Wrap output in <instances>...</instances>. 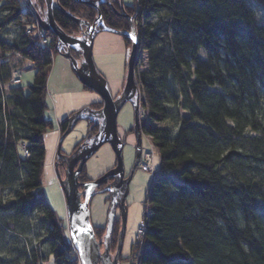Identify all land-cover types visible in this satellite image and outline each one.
Segmentation results:
<instances>
[{
    "label": "trees",
    "instance_id": "obj_1",
    "mask_svg": "<svg viewBox=\"0 0 264 264\" xmlns=\"http://www.w3.org/2000/svg\"><path fill=\"white\" fill-rule=\"evenodd\" d=\"M59 2L90 23L97 16ZM100 12L108 28L130 31L127 18ZM125 12L135 15L136 65H146L135 67L142 130L159 157L137 264H264V0H134ZM54 18L78 35L77 24ZM32 21L19 0H0V264H79L42 190L55 50L26 33ZM27 65L25 92L10 76Z\"/></svg>",
    "mask_w": 264,
    "mask_h": 264
},
{
    "label": "water",
    "instance_id": "obj_2",
    "mask_svg": "<svg viewBox=\"0 0 264 264\" xmlns=\"http://www.w3.org/2000/svg\"><path fill=\"white\" fill-rule=\"evenodd\" d=\"M93 8L97 16L92 24L88 25L86 22L76 20L63 9L59 8L60 12L74 20L80 29L78 36L68 35L63 32L55 23L53 18V4L58 5L55 0H44L46 7V16L44 20L39 19L40 28L44 31L52 32L57 37L56 48L61 52L62 47L67 50L64 57L69 59L71 67L75 72L79 82L87 87L93 93L97 94L102 102L100 110L91 111L89 108L79 110L67 118V128L60 138L57 151L58 158L66 160V169L64 171V178L61 179L60 173L57 169L56 174L59 184L65 199L66 217L65 221L70 228L69 241L75 250L79 264H119L122 253L125 223H126V206L125 199L128 195V186L132 179L133 173L136 170L141 156V132L139 130V87L135 75V64L137 55V36L132 19L128 18L122 10L115 9L107 0H76ZM109 6L115 14L125 16L130 22V31L121 32L116 31L105 26L101 17L100 6ZM83 26L86 30H83ZM109 32L119 35L131 40V48L128 53L126 62L127 73L125 84L122 93L113 98L111 90L106 81L101 77L99 71L94 65L92 58L93 41L95 36L100 32ZM87 36V38H85ZM70 49L81 52V61L78 62L70 55ZM136 101L133 103V101ZM127 103H133L134 106V126H135V161L129 176L124 179L123 169V147L124 143L121 141L117 132V115L119 110ZM88 112V116L83 115V112ZM91 119L97 125V132L88 143L85 141L71 157L63 156L60 153V144L64 138L72 132L74 127L80 121ZM108 144L116 157V165L95 181H90L82 184L83 186V200L81 192L79 191L78 176L84 168L87 161L92 158L94 154L104 145ZM82 149V151H80ZM78 163L77 170L74 171V166ZM57 168V164L55 166ZM112 180L111 182H109ZM103 190L98 193H107L109 195V211L106 219L105 232L101 241H98L94 228L90 223L89 203L94 197L95 189L104 185ZM119 207L122 211L121 226L118 232L117 245L115 252L112 254L111 249V234L114 226L115 210ZM102 247V248H101Z\"/></svg>",
    "mask_w": 264,
    "mask_h": 264
},
{
    "label": "rangeland",
    "instance_id": "obj_3",
    "mask_svg": "<svg viewBox=\"0 0 264 264\" xmlns=\"http://www.w3.org/2000/svg\"><path fill=\"white\" fill-rule=\"evenodd\" d=\"M107 1H113V0H107ZM123 1L126 5H130L133 4L134 0H123ZM42 6H44V3ZM34 28L35 31L32 32L30 35L32 36L33 34H36V36L34 37L36 38L35 40L37 41L38 44V41H41V38L39 37L40 34L38 33L39 31H41V28L38 25H34ZM130 48L131 46H129L128 49L130 50ZM92 53H93V61L97 70L99 71L100 74H102V76L107 80V82L111 81L110 83H108V85L111 91L114 90L115 85L113 84V82L117 81L120 77H124L126 72L127 52L123 37L116 35L114 33H109L104 31L98 33L94 39ZM144 59L146 60V56H144L143 60ZM55 60H57L56 57ZM55 60H53V62H55ZM54 65L55 63H53V66ZM52 70H50L47 79V95H48L47 101L49 102V108L46 111V117L54 121L55 127L45 137L46 163L44 165V174L42 178V190L45 199L50 205V207L56 212V214L60 218L65 219L66 217L65 199L56 174L57 168L54 166L56 162V157L58 156V151L55 152L56 145L58 147L60 138L63 135L62 131H60L59 129V126H57V117L59 118V121L63 119V116L60 113L62 107L69 104L71 97L77 98L78 91L77 92L73 91L74 94L73 96L71 94H70L71 96H68V93H64V95L70 98L67 99L62 98L60 92L58 91L59 90V88L57 87L58 85L56 84L54 85V87L50 86L49 80L54 75ZM70 70H67L66 72L69 73ZM32 78H33V70L28 65L24 66L21 75V86L24 88L25 92L28 91V87L32 83ZM64 85L66 86L65 83ZM49 88H54V89L50 90ZM57 88L58 90H56ZM49 91L51 92V95L56 102L55 105H53V103H50V99L52 97H50ZM83 93H86V90L83 91ZM93 96L97 97L95 93H93ZM52 100L53 99H51V101ZM81 109L82 107L80 109L71 112L70 114L78 112ZM56 110L57 111L59 110L60 116L57 115ZM140 115H141V111L139 113V118ZM143 120L144 119L141 116L142 123ZM84 125H85L84 122H79L76 125L74 131L71 132L70 136H68L66 140L64 138V140L61 142L60 153L62 155L69 151H72V149L76 147L73 144L77 142L79 139L81 140L83 139L84 135L82 136V134L84 131V127H83ZM133 125H134V106L131 103H127L126 105H124V107L117 116V132L118 135L120 136L121 141L124 142V147H123L124 179H126L131 173L135 161L136 139L134 133L128 132V130L131 129ZM68 142H70V145H73L72 148H70ZM64 149H66L67 152ZM146 154L151 155L149 159L146 158L148 162L152 157V159L150 160L152 169L150 171L152 173V176H154L155 178V176L159 171V157L156 151L154 150L152 144L150 143L149 138L144 133H142L140 161L129 183L128 186L129 191L125 199L127 216H126L125 235H124V241H123V247L121 253V257L123 260L119 264H130V262L126 260L127 258H130V261H132L134 264H137L138 255L136 254L139 250V247L142 246L141 245L142 241L140 239L136 240V230L144 217L147 191L154 180L153 178H151L150 172L143 171L140 168V165L143 161V157L145 158ZM115 163H116V157L112 148L108 144H104L96 152V154H94L92 158H90L85 164L84 166L85 176L88 180L95 181L101 176L105 175L108 171H110L116 165ZM61 176L64 177L63 174ZM107 198H108L107 194H96L92 198V200H90L89 203L90 223L93 227L100 226L103 229L106 226V219H107L106 210L108 203ZM117 217H119L118 212H117ZM114 227L115 230L120 229L119 222L116 223ZM103 235H104V229H103V233H100L99 237L98 236L96 237L97 239L102 238ZM8 243H10V241H8ZM21 243H23V240ZM115 248L116 245L112 244L111 241L110 252L112 253L113 251H115ZM1 257L3 259L6 258L5 256H1ZM47 264H54L53 259L51 257L48 258Z\"/></svg>",
    "mask_w": 264,
    "mask_h": 264
},
{
    "label": "bare ground",
    "instance_id": "obj_4",
    "mask_svg": "<svg viewBox=\"0 0 264 264\" xmlns=\"http://www.w3.org/2000/svg\"><path fill=\"white\" fill-rule=\"evenodd\" d=\"M20 1V7H21V9L22 10H24V11H26L28 14H30L32 17H33V21H32V24H31V26L30 27H28L27 28V30H26V33L28 34V35H30L32 32H34L35 31V28H34V25H38L39 27H40V25H39V19H41V20H44L45 19V16H46V7H45V5L44 6H42V5H40V3H44V0H19ZM55 0H53V2H54ZM57 2H58V5L54 2V4H53V18H54V13L56 12V11H58V12H60V10H59V8H61V9H63L67 14H69L70 16H72L74 19H76V20H81L82 22H86V23H88V25H90V26H92V24H93V22H89V21H87V20H84V19H81V18H78V17H76L75 15H73V14H71V13H69V12H67L61 5H60V0H56ZM73 3H75V4H80V5H83V6H88V5H86V4H83V3H79V2H77L76 0H71ZM107 2H109V4H112V6L115 8V9H117V10H122L123 11V13L128 17V18H130V19H132V22H133V25H134V19H135V15H133V16H130V15H128L126 12H125V3H124V1L123 0H113V1H107ZM42 6V7H41ZM102 6H107V5H102ZM57 7H59V8H57ZM89 7V6H88ZM101 7V6H100ZM109 7V6H108ZM110 8V7H109ZM111 9V8H110ZM111 11L113 12V10L111 9ZM61 13V12H60ZM114 13V12H113ZM62 14V13H61ZM62 15H64V14H62ZM118 15V14H117ZM65 16V15H64ZM66 18H67V16H65ZM123 17H125V16H123ZM126 18V17H125ZM127 18V19H128ZM69 20H71L72 22H74L75 24H77L74 20H72V19H70V18H68ZM54 21H55V18H54ZM55 23H56V21H55ZM57 24V23H56ZM58 25V24H57ZM78 25V24H77ZM59 26V25H58ZM59 28H60V26H59ZM61 29V28H60ZM62 30V29H61ZM83 30H86V27L85 26H83ZM63 31V30H62ZM39 32H41V33H43V35H44V38L47 40V45L49 46L50 45V42H52V40L54 41V54L52 55V67H53V70H52V67H51V70H52V72L54 73V75H53V77L49 80V82H50V86L51 87H54V85H58L57 87L59 88V90H60V93H68V96H71L70 94L71 93H73V91H75L76 89H75V85H78V87L79 88H81L83 91H85L86 90V93H88V94H86V95H80V96H82V97H84V96H86L87 97V100L86 101H89V99L90 100H92L93 98H92V96H93V91H91V90H89L87 87H85V86H83L80 82H79V80H78V78H77V76H76V74H75V72L73 71V69H72V67H71V62H70V60L69 59H67V58H65L64 57V54H66L67 53V50L64 48V47H62V49H61V52H59L58 50H57V48H56V43H57V37L52 33V32H47V31H44L42 28H41V31H39ZM64 32V31H63ZM79 32H80V29H79ZM51 36H50V35ZM78 35H79V33H78ZM78 35H75V36H78ZM33 37L34 36H36V34H33L32 35ZM85 38H87V36L85 37ZM124 38V37H123ZM95 39V38H94ZM128 39V38H127ZM129 40V42H130V45L129 46H131V40L130 39H128ZM40 42L41 41H38V44H39V47H40ZM93 43H94V41H93ZM137 49H138V38H137ZM70 55L72 56V58H74L76 61H78V62H80L81 61V52L80 51H75L74 49H70ZM55 57H56V59L57 60H55ZM92 58H93V53H92ZM127 58H128V53H127ZM61 59V60H60ZM53 60H55V62H53ZM136 61H137V55H136ZM94 62V61H93ZM53 63H55V65L53 66ZM66 64H67V66H68V68H69V70L71 71V74H69V75H67V73H66ZM95 65V64H94ZM135 67H137V65L135 64ZM145 67H146V65L143 63V65H138V71H141V70H143V69H145ZM101 75V77L106 81V83H107V85H108V83H110V82H107V80L102 76V74H100ZM135 75H136V72H135ZM126 78V76H124V77H120L117 81H115V82H113V84L116 86L118 83H120L123 79H125ZM136 78V77H135ZM11 79H12V74H11V76H10V84L11 85H19V84H21V76H20V78H19V82L18 83H12L11 82ZM64 83L66 84V86L64 85ZM124 84H125V82H124ZM73 85V86H72ZM124 87V86H123ZM78 89V88H77ZM123 91V90H122ZM122 91L120 92V93H122ZM112 92H119L118 90H114V91H111V95H113L112 94ZM87 95H89V96H87ZM97 95V94H96ZM97 98H98V100H96V101H94V102H91V104L90 103H88L87 105H84L83 107H82V109H85V108H89V110H91V111H95V110H100L101 108H102V102H101V99H100V97L97 95ZM117 98V97H116ZM95 99V98H94ZM134 102H136L135 100L133 101V103ZM101 103V107L99 106L98 108H97V106H95V105H99ZM133 103H131L132 105H133ZM93 104V105H92ZM124 107V106H123ZM122 107V108H123ZM122 108L119 110V112L122 110ZM81 109V110H82ZM85 111V112H83V115H85V116H88V112H90V111ZM140 111H141V115H140V118H138V120H139V130H140V132H141V134L143 133V130H142V123L140 122L141 121V116H142V114H143V107H142V96L141 95H139V108H138V112L140 113ZM119 114V113H118ZM72 114H69V115H67L65 118H63L62 120H64V119H66V121H67V118H69L70 116H71ZM118 116V115H117ZM61 120V121H62ZM61 121H59V120H57V126H59V123L61 122ZM54 122V121H53ZM80 122H85V126H86V129H85V133H84V137H83V140L81 141V139H79L77 142H75V146L76 145H78L77 146V148H75L74 150H72V151H69V152H67V153H65V154H63V156H66V157H71L72 155H73V153L86 141L87 143H88V141L91 139V137L92 136H94V134L92 133V130H93V128L95 127V121H93V120H91V119H86L85 121H80ZM78 124V123H77ZM76 124V125H77ZM116 124H117V120H116ZM135 124V123H134ZM68 125V124H67ZM76 128V126L74 127V129ZM74 129L72 130V132L74 131ZM128 132H132V133H135V126L133 125V127L131 128V129H129L128 130ZM71 134V133H70ZM70 134H68L66 137H65V139L68 137V136H70ZM46 137V136H45ZM120 137V136H119ZM123 142V141H122ZM124 143V142H123ZM57 151V145H56V150H55V152ZM80 151H82V149L80 150ZM63 160L64 161H66L64 158H63ZM46 163V162H45ZM45 165V164H44ZM82 172H83V174H82ZM147 172H150L151 173V171H148L147 170ZM80 174H82V175H80ZM79 174V176H78V179H79V177L81 176V180H83V179H87L86 178V176H85V171L84 170H82L81 171V173ZM151 178H153V179H155L154 178V176H152V173H151ZM59 181V180H58ZM112 180H110L109 182H111ZM90 182V181H89ZM101 187V186H100ZM105 187V186H104ZM103 187V188H104ZM103 188L102 189H100V190H96L95 189V191H94V193H95V195L96 194H101V193H98L99 191H101V190H103ZM82 194H81V196H83L84 197V194H83V192H81ZM102 194H107V193H102ZM94 195V196H95ZM64 196V195H63ZM92 200V199H91ZM108 211H109V202L107 203V210H106V216L108 215ZM117 212H118V214H119V217H117ZM122 211L119 209V207H117L116 208V210H115V217H114V219L115 220H117L118 222H119V224H120V226H121V216H122V213H121ZM126 216H127V211H126ZM125 216V217H126ZM144 219V218H143ZM143 219H142V221L140 222V224H139V226H141V225H146V222H145V219H144V221H143ZM125 226H126V223H125ZM94 228V227H93ZM66 235L68 236V239H69V235H70V228H69V226H67V228H66ZM112 238H113V235L111 234V238H110V242L112 241ZM143 239V235L140 233V231H139V228H137V230H136V240L138 239ZM141 239V240H142ZM102 240V238H100V241ZM70 242V241H69ZM115 245H117V241H116V243H115ZM123 259H122V257H120V262L122 261ZM78 263H79V261H78Z\"/></svg>",
    "mask_w": 264,
    "mask_h": 264
},
{
    "label": "crops",
    "instance_id": "obj_5",
    "mask_svg": "<svg viewBox=\"0 0 264 264\" xmlns=\"http://www.w3.org/2000/svg\"><path fill=\"white\" fill-rule=\"evenodd\" d=\"M61 60V59H60ZM67 70H69V68H68V66H67V64H66V71ZM67 73V72H66ZM70 74V71H69V73H67V75H69ZM50 90L51 89H54V88H49ZM75 91L77 92V98H74V97H71V100H70V102H69V104L68 105H66V106H64V107H62V110L60 111V113H61V115L63 116V118H65L68 114H70L71 112H73V111H75V110H77V109H80L81 107H83L84 105H87L88 103H90L91 104V102H94V101H96V100H98V98L96 97V96H92V100H90L89 99V101H86L87 100V97L86 96H84V97H82V96H80V95H86V93H83V90L81 89V88H79L78 87V89H77V85H75ZM56 90H58V88L56 89ZM59 92H60V90H58ZM61 94V96H62V98H70V97H67L66 95H64V93H60ZM49 95H50V97H52V95H51V92L49 91ZM71 95L73 96L74 94L73 93H71ZM89 96V95H88ZM95 98V99H94ZM51 99H53L52 101H51ZM50 99V103H53V105H55L56 104V102H55V100H54V98L52 97ZM63 100V99H62ZM58 103H59V101H58ZM57 103V104H58ZM54 108V107H53ZM56 113H57V115H59L60 116V114H59V110L57 111L56 110ZM57 120H59V118L57 117ZM84 124H85V122H84ZM84 127V131H83V134H82V136L84 135V133H85V129H86V126L84 125L83 126ZM66 140V139H65ZM69 144V146H70V148H72L73 147V145L75 144H73V145H70V142H68ZM66 152H67V150L66 149H64Z\"/></svg>",
    "mask_w": 264,
    "mask_h": 264
},
{
    "label": "flooded vegetation",
    "instance_id": "obj_6",
    "mask_svg": "<svg viewBox=\"0 0 264 264\" xmlns=\"http://www.w3.org/2000/svg\"><path fill=\"white\" fill-rule=\"evenodd\" d=\"M126 73H127V67H126V72H125V76H126ZM124 82H125V79H123L120 83H118L116 86H115V88H114V90H118L119 92H112V96H113V98L115 99L119 94H120V92L123 90V86H124ZM114 90H112V91H114ZM83 140V139H82ZM81 140V141H82ZM79 145V144H78ZM78 145H76V147L75 148H77V146ZM75 148H73L72 150H74ZM73 152V151H72ZM56 164H57V169H58V171H59V173H60V176L63 174L64 175V171H65V169H66V161H64L63 160V158H58V156L56 157V162H55V164H54V166H56ZM77 166H78V163L74 166V171L77 169ZM82 170H84V168L82 169ZM62 173V174H61ZM80 175H82V174H80ZM64 177H62L61 176V179H63ZM89 181H91V180H88V179H86V180H81V176L79 177V179H78V182H79V184H80V186H79V191H83V186H82V184H84V183H86V182H89ZM105 186V184L104 185H102L101 187H98L96 190H100V189H102L103 187ZM108 195V194H107ZM108 197H109V195H108ZM81 198H82V200H83V196H81ZM109 199V198H108ZM116 223H118V221L117 220H115L114 221V225H116ZM105 232V231H104ZM118 232H119V229L118 230H115V227L113 226V231H112V235H113V238L116 240V238L118 237ZM115 236V237H114ZM113 238H112V240H113ZM98 241H100V238H98L97 239ZM102 248V247H101ZM115 251H113L112 253H114Z\"/></svg>",
    "mask_w": 264,
    "mask_h": 264
},
{
    "label": "built area",
    "instance_id": "obj_7",
    "mask_svg": "<svg viewBox=\"0 0 264 264\" xmlns=\"http://www.w3.org/2000/svg\"><path fill=\"white\" fill-rule=\"evenodd\" d=\"M40 35H39V37L41 38V42H40V48L41 49H45V48H47L48 47V45H47V40L44 38V35L41 33V32H38ZM20 76H21V73L20 72H17V71H14V72H12V79H11V82L12 83H18L19 82V78H20ZM150 156L151 155H149V154H146L145 155V158L143 157V161H142V163H141V165H140V168L143 170V171H150L151 169H152V167H151V164H150V160L152 159V157H151V159L149 160V162H148V160L147 159H149L150 158ZM147 158V159H146ZM138 228H139V231H140V233L144 236V234H145V230H146V225L144 226V225H141V226H138ZM142 239V238H141ZM140 239V240H141ZM74 252H75V250H74ZM76 253V252H75Z\"/></svg>",
    "mask_w": 264,
    "mask_h": 264
}]
</instances>
